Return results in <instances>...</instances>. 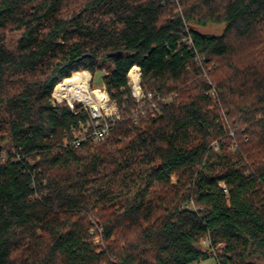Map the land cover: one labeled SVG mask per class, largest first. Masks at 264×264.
<instances>
[{"label":"trees","instance_id":"1","mask_svg":"<svg viewBox=\"0 0 264 264\" xmlns=\"http://www.w3.org/2000/svg\"><path fill=\"white\" fill-rule=\"evenodd\" d=\"M106 59L120 119L72 146L53 88ZM132 66L163 99L136 121ZM207 258L264 261V0H0V264Z\"/></svg>","mask_w":264,"mask_h":264},{"label":"built area","instance_id":"2","mask_svg":"<svg viewBox=\"0 0 264 264\" xmlns=\"http://www.w3.org/2000/svg\"><path fill=\"white\" fill-rule=\"evenodd\" d=\"M184 41L188 46H192L190 36L185 37ZM195 61L199 64L201 63V59L198 56L195 57ZM132 68H134L137 73L135 79H130L129 76ZM76 71H87L89 77L84 82L80 79L71 80L61 87L57 94L53 93L54 86L50 98L52 104L66 101L73 114H78L81 111L86 114V119L79 121L78 124L71 129L72 137L69 140V144L72 146H79L86 142L97 143L104 140L109 135L114 124L120 119V110L116 102L110 98L104 85L92 87L90 85L91 73L86 69ZM127 84L130 94L136 102L134 109L131 111V118H133L134 121H136L137 117L144 116L147 112H151L155 108L154 98H156V100H163L157 93L144 91L142 89L141 74L136 66H132L128 70ZM211 91H214V89ZM16 159L19 160L18 154L16 155ZM219 185L227 194V186L223 182H219ZM202 243L207 245L209 254L218 263L219 260L216 254V248L222 247L223 244L218 243L216 246H212L207 235L202 238Z\"/></svg>","mask_w":264,"mask_h":264},{"label":"rangeland","instance_id":"3","mask_svg":"<svg viewBox=\"0 0 264 264\" xmlns=\"http://www.w3.org/2000/svg\"><path fill=\"white\" fill-rule=\"evenodd\" d=\"M224 26H225V24L223 22H219V23H207L202 28L205 31H208V32H211V33H215V34H220L222 32V30L224 29ZM112 66H113V64H112V61L111 60H108V59L104 60L103 61V69H100L99 68V69H97L96 71H94L92 73L90 85L92 87H99V86H101L102 85V75H103V73L105 71L111 69ZM203 74L205 75V78H207V80H209V77L207 76V74L205 72ZM212 89L213 88H211V90ZM211 90L209 91L210 95L212 97H215V95H216L215 89H214V91H211ZM211 92H213V93H211ZM229 134L230 135H233V131H230ZM212 144L215 145L214 146L215 148H217L216 142H213ZM171 180H172V182H175L176 181V176L175 175L171 176ZM94 225L95 226L90 229V232H92V233L95 232L94 237H93L95 243L101 244L100 232L102 231V227H101V225L96 224L95 222H94ZM94 229H95V231H94ZM212 262H213V260L211 258H207L206 260H203L201 262V264H210ZM254 264H264V261L259 260L257 262H254Z\"/></svg>","mask_w":264,"mask_h":264},{"label":"bare ground","instance_id":"4","mask_svg":"<svg viewBox=\"0 0 264 264\" xmlns=\"http://www.w3.org/2000/svg\"><path fill=\"white\" fill-rule=\"evenodd\" d=\"M129 76L130 79H135L137 77V73L134 68L131 69ZM88 77H89V73L87 71H74V73L71 76L62 78L57 82L53 93L57 94L58 91H60L61 87H63L65 84L69 83L73 79H80L84 82Z\"/></svg>","mask_w":264,"mask_h":264},{"label":"water","instance_id":"5","mask_svg":"<svg viewBox=\"0 0 264 264\" xmlns=\"http://www.w3.org/2000/svg\"><path fill=\"white\" fill-rule=\"evenodd\" d=\"M149 52H150V50H149ZM116 55V53H113V52H109V53H107V56L108 57H113V56H115ZM85 56H89V53H83L81 56H79V58H82V57H85Z\"/></svg>","mask_w":264,"mask_h":264}]
</instances>
